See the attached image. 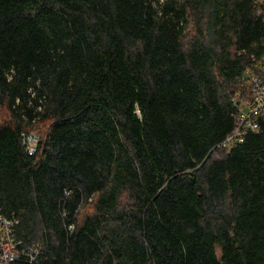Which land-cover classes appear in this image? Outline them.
<instances>
[{
  "label": "trees",
  "instance_id": "16d2710c",
  "mask_svg": "<svg viewBox=\"0 0 264 264\" xmlns=\"http://www.w3.org/2000/svg\"><path fill=\"white\" fill-rule=\"evenodd\" d=\"M252 74L261 0H0L10 264H264Z\"/></svg>",
  "mask_w": 264,
  "mask_h": 264
},
{
  "label": "built area",
  "instance_id": "2783aa9c",
  "mask_svg": "<svg viewBox=\"0 0 264 264\" xmlns=\"http://www.w3.org/2000/svg\"><path fill=\"white\" fill-rule=\"evenodd\" d=\"M264 5V0H261ZM252 96L238 112V125L225 137L218 147L227 150L243 143L249 132L260 131V118L264 120V75L262 78L252 74ZM38 137L35 133L24 137V143L30 153L36 151ZM17 223L14 218L0 214V264H10L19 257L18 243L14 238L13 225Z\"/></svg>",
  "mask_w": 264,
  "mask_h": 264
},
{
  "label": "rangeland",
  "instance_id": "374dc122",
  "mask_svg": "<svg viewBox=\"0 0 264 264\" xmlns=\"http://www.w3.org/2000/svg\"><path fill=\"white\" fill-rule=\"evenodd\" d=\"M2 116H3V113H2V111L0 110V119L2 118ZM32 133H35V134L37 135L38 139L40 138V133H39L38 130H35V131L32 132Z\"/></svg>",
  "mask_w": 264,
  "mask_h": 264
}]
</instances>
